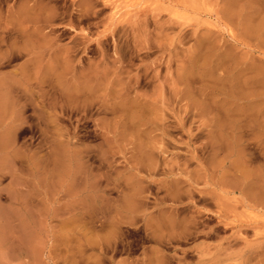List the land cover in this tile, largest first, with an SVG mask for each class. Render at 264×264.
Returning a JSON list of instances; mask_svg holds the SVG:
<instances>
[{
  "label": "rangeland",
  "instance_id": "1",
  "mask_svg": "<svg viewBox=\"0 0 264 264\" xmlns=\"http://www.w3.org/2000/svg\"><path fill=\"white\" fill-rule=\"evenodd\" d=\"M4 101L0 264H264V0H0Z\"/></svg>",
  "mask_w": 264,
  "mask_h": 264
},
{
  "label": "bare ground",
  "instance_id": "2",
  "mask_svg": "<svg viewBox=\"0 0 264 264\" xmlns=\"http://www.w3.org/2000/svg\"><path fill=\"white\" fill-rule=\"evenodd\" d=\"M0 105H1V103H0ZM9 105V104H8ZM7 107H9V106H7V101H4L3 103H2V106H0V108H2V110H0L1 111V115H2V113H5L6 112V110L8 111V108ZM4 116H5V114H4ZM6 134V133H5ZM10 135V134H9ZM9 135H6V136H3V137H7V136H9ZM10 138V137H9ZM4 139V138H3ZM7 141V140H6Z\"/></svg>",
  "mask_w": 264,
  "mask_h": 264
},
{
  "label": "crops",
  "instance_id": "3",
  "mask_svg": "<svg viewBox=\"0 0 264 264\" xmlns=\"http://www.w3.org/2000/svg\"><path fill=\"white\" fill-rule=\"evenodd\" d=\"M244 36H250V35L245 34ZM37 61H38V59H37Z\"/></svg>",
  "mask_w": 264,
  "mask_h": 264
}]
</instances>
